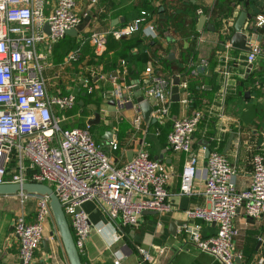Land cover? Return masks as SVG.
Here are the masks:
<instances>
[{"label":"crops","instance_id":"1","mask_svg":"<svg viewBox=\"0 0 264 264\" xmlns=\"http://www.w3.org/2000/svg\"><path fill=\"white\" fill-rule=\"evenodd\" d=\"M75 1L77 13L90 14L87 25L75 36V40L80 39L81 44L87 34L98 36L103 40V49L95 52L96 65H90L92 57L86 53L80 62L65 65L56 58L57 53L63 49L61 42L52 44L50 48L41 46L47 56L44 77L48 91L57 93L60 92V87H64L66 92L77 93L83 90L82 79L90 77L93 91L98 94L93 102L101 119L98 125L93 126L112 125L101 131L99 140L109 156L117 164H121L128 160L131 153H135L139 142L145 139L151 157L161 155L160 167L169 174L166 185L169 210L163 213L144 211L133 228L118 229L109 220L105 204L89 199L82 201L80 206L95 227L80 253L82 264H111L114 252L122 255V264H221L191 245L189 237L182 229L186 226L192 231L198 230L204 237L216 230L215 224L188 217L185 213L190 208L210 205L203 194L207 148L225 154L233 166L235 163L239 164L244 156L249 159L248 167L236 170V186L239 190L248 186L253 155L258 153L264 157V129L257 121V116L262 114L259 112L264 109V0H232L230 12L214 21L209 18L208 11L216 0ZM188 1L193 5L191 11L185 8ZM53 5L54 0H49V7ZM163 5H166V12L181 9L188 16H192L194 12L197 14L195 28L198 35L191 54L193 64L197 65L192 68L191 63L183 74L189 83L193 102L190 106H183L179 101L172 100L171 93L169 115L163 121L152 122L149 119L146 122L143 117L141 121H137L136 91L132 89L124 92V96L131 95V101H127L122 108H114L107 103V91L115 88V84L138 82L145 76L144 69L147 64L152 62L161 64L163 75L166 67L164 68L160 59L152 60L154 54L164 56L170 61L176 60L179 58L178 48L188 47L187 40H180L170 31L163 30V34H159L156 21L157 14L164 11ZM141 10L150 13L148 24L155 26L156 37L148 38L146 31L121 40L110 36L113 28L131 21ZM241 12L245 14L242 32L248 36L247 46L256 43L261 47V53L251 64L246 62L249 50L229 45L234 22ZM201 16L207 19L202 27L199 25ZM209 23L213 24L214 30L208 28ZM147 38L148 44L144 46ZM248 65L251 68L247 73ZM199 66L204 67L201 72L197 70ZM175 76H171L170 92ZM72 81L73 87L70 88ZM178 94L180 97L181 93ZM89 96L91 94L86 98ZM79 102L73 108V124L83 116V100L82 104ZM77 107L79 109L75 110ZM193 109L201 111L202 118L193 134L192 142V151L197 157V175L193 181L192 194L187 195L179 193L180 174L187 156L184 152L170 147L167 134L174 118L187 115ZM92 115L85 116L86 124ZM70 117L67 116L64 124L71 121ZM107 131L110 134L106 139L103 134ZM230 134H233V138L229 149L224 152ZM113 136L118 140L115 150L107 145ZM35 208L36 200L33 197L21 202L18 194L0 195V264H19V241L13 222L17 215H23L27 221H32ZM234 225L239 232L235 238V249L240 254L235 264H264V214L259 218H251L240 208L234 218ZM43 229L35 260L39 264H69L54 220L49 218ZM139 249L149 253L151 259L148 262H142Z\"/></svg>","mask_w":264,"mask_h":264},{"label":"built area","instance_id":"2","mask_svg":"<svg viewBox=\"0 0 264 264\" xmlns=\"http://www.w3.org/2000/svg\"><path fill=\"white\" fill-rule=\"evenodd\" d=\"M75 8V0H54L52 7H49V0H0V184L36 182L48 185L61 203L75 246L82 253L95 228L80 206L82 201L89 199L105 204L109 220L118 229L133 228L144 211L163 213L169 210L166 189L169 174L151 157L145 139L139 142L130 160L117 164L103 144L96 141L88 126H65L66 114L77 105V94L48 91L44 77L47 56L41 46L50 48L87 15L77 13ZM149 17L148 11L141 10L131 21L113 28L110 36L121 40L146 31L148 38H154L156 29L148 24ZM46 24L48 31L44 28ZM90 40L97 52L103 49L100 37L90 36ZM260 53L261 47L251 43L246 62L251 64ZM80 57L78 48L61 64H73ZM144 74L138 82L115 84L110 90L111 96L115 107L122 108L131 101V95L124 96V92L139 85L143 99L150 104L153 100L150 120L161 122L169 115L172 103L171 79L161 74L159 62L147 64ZM176 76H179L181 93L179 102L190 106L193 99L189 83L186 77ZM81 84L86 94L93 92L90 77L83 78ZM136 107L135 118L141 121L138 103ZM201 118V111L193 109L187 115L174 118L167 134L170 147L187 156L180 174V194H192L197 175L192 142ZM107 145L117 149V138L113 136ZM236 177L237 172L225 154L210 150L203 190L210 205L185 211L188 217L216 225L215 232L206 237L186 226L182 231L191 245L221 264H235L236 258H240L235 249L239 233L234 225L237 210L242 208L251 218L264 214V157L258 153L253 155L252 173L245 189H237ZM17 194L21 202L31 197L36 200L32 221L17 215L13 222L19 241V264H39L35 252L40 246L45 222L53 219L49 198L26 192ZM139 253L142 262L151 259L147 251L139 249ZM111 264H122V255L114 252Z\"/></svg>","mask_w":264,"mask_h":264},{"label":"water","instance_id":"3","mask_svg":"<svg viewBox=\"0 0 264 264\" xmlns=\"http://www.w3.org/2000/svg\"><path fill=\"white\" fill-rule=\"evenodd\" d=\"M89 17H90V14H87L75 28L66 31V35L74 36V37L77 36L87 25ZM244 18H245V14L244 12H241L239 16L237 17V19L235 20L234 26H233L234 32L232 36L230 37L229 45L231 47H235L238 49L249 50V47L247 46L248 36L244 32H242ZM206 22H207V19L205 16H201L199 18L200 27H202ZM207 26L211 30H214L213 24L209 23ZM44 28L46 31H48L47 24L44 26ZM250 68H251V65H248L247 73L249 72ZM203 69H204L203 66L197 67V70L200 72ZM178 85H179V76H175L172 81V89H171L172 100L174 102L179 101ZM133 89L136 91L135 101L139 104V108L141 110L144 121L147 122L150 119L152 106L148 100L143 99L139 85H135ZM85 95H86V92L82 91L81 96H85ZM107 97H108L107 103L112 105L115 108V100L111 96L110 90L107 91ZM79 103L82 104L81 100ZM100 120H101L100 112L94 111L92 117H90L87 120V126L90 127L93 125H98L100 123ZM151 121L155 122L154 120H151ZM109 134H110L109 131L105 132L103 134V138H106V139L109 138ZM232 138H233V134H230V137H229V140L227 142L224 152H226L227 149H229ZM209 151L210 150L207 148L205 152V159L207 158ZM131 156H132V153L128 156V160L131 159ZM154 159L160 162L161 155L154 156ZM205 164H206V161H205ZM20 192L44 195L49 198V206L52 212L53 220L55 222L58 235L62 241L64 250L67 254L69 264H82L80 253L78 252L75 246L74 239H73L68 221L62 209V205L59 202L53 190L46 184L36 183V182L0 184V195H11V194H17ZM212 224L214 225V223ZM43 243L45 242L43 241Z\"/></svg>","mask_w":264,"mask_h":264},{"label":"trees","instance_id":"4","mask_svg":"<svg viewBox=\"0 0 264 264\" xmlns=\"http://www.w3.org/2000/svg\"><path fill=\"white\" fill-rule=\"evenodd\" d=\"M231 1L232 0H216L214 6L208 11L209 18L214 21L219 16L229 13ZM187 4L185 8L191 11L193 9V5L189 1L187 2ZM163 8H164V11L157 14L156 24L159 30V34H163V30H167V31H170V33L173 36L179 38L180 40H187L189 43L186 49H183L181 47L178 48L179 58L176 60L170 61L164 56L154 54V59L152 60H157V59L161 60V63L163 64L164 68L166 67V72L165 73L163 72V76L167 80H170L171 76L174 74H178L181 77H183L184 76L183 74L187 72V66L191 65V63L193 64L192 59H191V54L194 52L195 37L198 35V32L195 28V18L197 17V14L196 12H194L192 16L191 15L188 16L187 14H184L181 9L180 10L173 9L172 11L166 12V9H167L166 5H163ZM147 40L148 38L145 39L143 43L144 46L148 44ZM58 42H61L62 44L68 43V45H70L72 42H76V40H75V37L66 35L64 38H62ZM78 48L80 50L81 57L75 63L80 62L84 54V51L81 47L75 46L73 50H77ZM57 55H56L57 61H62L63 58L61 59L60 56L59 55L57 56ZM196 65L197 64L194 63L192 68H196ZM82 91L83 90L81 89L79 92L76 93L77 94V104H78V101L80 100L84 101V99H86V96L89 95V94H86L85 96H81ZM255 96L258 97V94H255ZM259 113H262V114L257 116V121L259 125L264 129V109H263V112L261 111ZM96 141H99V139H96Z\"/></svg>","mask_w":264,"mask_h":264},{"label":"rangeland","instance_id":"5","mask_svg":"<svg viewBox=\"0 0 264 264\" xmlns=\"http://www.w3.org/2000/svg\"><path fill=\"white\" fill-rule=\"evenodd\" d=\"M84 37V36H83ZM84 39V42H82L81 44H79V41L80 39H78L76 42H72L70 45H68V43H65L63 44V48L61 51L58 52V55L60 56V58L62 60H64V58L73 50V48L75 46H78V47H81L84 51V53H86L88 56H91L92 60H90V65H96L97 63L95 62V52H96V49L95 47H93V45L90 43L91 40H90V36L89 34H87L85 36ZM79 44V45H77ZM57 55V56H58ZM73 78V77H72ZM70 85V88L73 87V81L69 84ZM60 92L61 93H64L66 92V89L64 87H60ZM93 93V94H92ZM91 93V96H89L88 98L84 99L83 101V108H82V119L76 121L74 124H73V110L70 111L66 116H71L69 120H71L68 124H65L66 127H80V128H84L87 126L86 122H85V116H90L92 115V113L94 111H97V107L96 105H94V97H98V94L94 93V91ZM79 108L77 107L75 110H78ZM67 123V122H66ZM109 127H112V125H107V126H91L89 127V130L91 132V134L96 138V139H99L100 140V135H101V131L104 130V129H108ZM249 163V159L244 158L239 160V164H236L235 163V170L239 171L241 170L242 168L245 169L247 166V164ZM251 163H252V160H251Z\"/></svg>","mask_w":264,"mask_h":264}]
</instances>
